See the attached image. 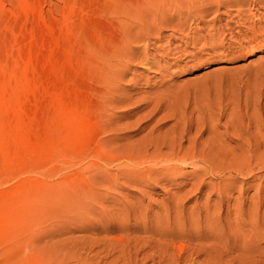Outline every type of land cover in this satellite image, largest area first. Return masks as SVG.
Here are the masks:
<instances>
[{
    "label": "rangeland",
    "instance_id": "rangeland-1",
    "mask_svg": "<svg viewBox=\"0 0 264 264\" xmlns=\"http://www.w3.org/2000/svg\"><path fill=\"white\" fill-rule=\"evenodd\" d=\"M149 1L132 0L125 17L146 40L112 61L115 80L104 75L125 100L108 111L120 127L110 146H134L152 131L161 153L174 140L180 155L192 144L202 156L140 167L92 158V133L72 128L88 83L61 45L69 38L43 36L47 18L20 20L2 0L26 35H10L17 53L0 57V264H264V23L253 26L264 21V0ZM94 4L87 25L107 33ZM170 115L185 132L161 120ZM121 161L162 180L92 177L122 173Z\"/></svg>",
    "mask_w": 264,
    "mask_h": 264
},
{
    "label": "bare ground",
    "instance_id": "bare-ground-1",
    "mask_svg": "<svg viewBox=\"0 0 264 264\" xmlns=\"http://www.w3.org/2000/svg\"><path fill=\"white\" fill-rule=\"evenodd\" d=\"M55 1H56V4H50V2L47 4L45 0H8V4L11 5V7L16 13L17 12L21 13L20 20H24V18L30 15L35 18H38V21L40 19L43 21L45 18H47L48 25L46 26L43 25L44 27H42L41 29L43 36L48 38L46 34H48L49 36L52 34H63L69 38L68 41L61 42V45L64 48L68 45L71 46V53H70L71 60L75 62V64L80 61L81 69L84 74L83 76L85 77L88 83L87 88L86 87L84 88L86 89V93H87L84 101L82 100L81 103L79 102L80 105L77 106L76 108H72L73 111L76 112V114L73 113L75 114V116L73 115L74 125L72 124L73 125L72 128H74L75 126V129L77 130L80 129L82 132H86V133L88 132L89 134L92 133V135L90 134V136H88L90 137L89 142L91 143L90 144L88 142L91 146V149L89 148L90 146L88 147V149H90V152L94 154L92 158H94L95 161H99L100 163L105 164V165H111L113 163L116 164V162L119 163L120 160H124L125 163L127 161L131 165H134V166L138 165L141 167L142 164L146 165V163H153V162L155 163L156 161H159V163L160 162H163V163L170 162L171 163L175 161L183 163L187 159L192 160L196 156L201 157L202 154L200 152L194 151L195 147L192 144H190V148H188L187 150L184 149L183 155H180L183 149L182 144L175 143L174 140H171L170 142H168L169 143L168 145H165L169 153L168 154L161 153V149L164 148L162 144L165 142L159 143L157 138L151 139L150 134L152 131L149 132L147 136L145 135V137L141 139L140 143H137L138 145L135 144L133 146L131 144L132 146L129 145V147H121V148L110 146L112 142L115 141V138L117 136V135L115 136V132L119 130L118 128L120 127L118 126L119 121H117V119L115 118H112L113 115L112 117L111 115H108L109 114L108 111H110L109 109L110 107L124 103L125 100L120 99V97H116V95H113V92H114L112 90L113 88L110 89L111 86L109 87L110 81L107 82L106 79L108 80L109 78L108 76L110 75L112 77V80H115L114 76L117 75V70L115 71L114 69L116 68L117 65L115 63V66L113 67L114 65L113 62H115L113 60L120 59L118 63H120L121 61L124 62V59H127L126 56H128L126 52L130 49L131 44L146 40L144 39L146 37L142 32L143 29H140L139 31H137V33H133V28H132L133 26L129 25V23L125 19V17L128 15L132 17L131 16V14H133L131 13L132 8H133L132 0H98L99 1L98 9L101 10L99 14H101L102 18H104V24H105V26L102 25V27L108 28L107 33H104L101 31L98 34H94L96 32L95 27L91 26L89 28V25H87L88 24L87 21L90 17L91 12L97 9L95 8V4H94L95 0L94 1L90 0V2L93 1L91 4H88V1H84V0H55ZM146 1L148 2L149 0H146ZM226 3L232 4L233 6L236 4V1H228ZM257 3H262V0H257ZM45 4H47L46 10L43 7ZM148 4H151V3H148ZM151 5L153 6V4ZM20 9H21V12H19ZM96 12L98 11L96 10ZM96 12L94 13L96 14ZM94 13L92 14L94 15ZM13 15H14L13 12L4 10V7L2 5V0H0V57L4 56L6 53H9V52L17 53L15 49L12 50L11 46H13L14 44L11 45L10 35H11V40L13 37L14 38L19 37L20 39H23L24 35H26L24 34L25 32H24V27H23L25 25H23L22 23H21L22 25L17 24L15 25V27L11 26L10 22H11ZM263 23L264 21H259L257 25H253V26L254 27L258 26L259 28V26H261ZM140 25L142 26V24ZM42 37L39 40H42ZM46 43L47 45L50 44L47 40L43 42V44H46ZM130 50L128 52L132 51ZM39 58L42 60L41 53H40ZM40 59L38 60L40 61ZM3 68L1 66L0 70ZM3 72L4 71L2 70V73ZM105 74H108L107 75L108 78H105L104 76ZM117 79L119 78H116V80ZM3 81H4V78H3ZM3 81L0 80V84L2 83L5 85ZM7 83H9V81ZM111 83L113 84V81ZM155 108L156 107L154 105L152 108L153 110H151L150 113H153V111H155ZM2 110H5V109H2ZM73 111H70V113L72 114ZM0 113L3 114L1 111ZM10 114H8L7 112V115H10ZM167 117H169V119L171 118V120L174 122V126L172 127L173 130L174 128L179 127L181 128L180 129L181 132L186 131L184 130L183 123L181 125V120L177 118L176 116H173V115L164 116L162 117L161 120H166L168 119ZM8 119L9 117L7 118V120ZM11 122H13V120ZM180 126H183V127H180ZM12 129L14 128L12 127ZM3 130L5 131V129L0 128L1 133ZM10 132H12V130H10ZM88 137H87V141H88ZM149 150H152L151 153H149ZM187 151H190V152H187ZM90 152L88 153L90 154ZM86 157H88V155ZM122 163L125 164L124 162L121 161L119 165H121ZM130 164L129 165L125 164V165L126 167H129ZM125 165H124V168H125ZM124 168L122 167V169ZM262 168H264V165L262 166ZM117 169H121V167H117ZM122 169H121V171H123L122 173L118 171L117 175L114 174V176L113 175L107 176L104 173H103L104 176H99L101 173L100 172L98 173L99 175L95 174L96 176L93 175L92 177L94 179L96 178L97 180L99 178L100 180L104 179L105 183L107 181V184L108 183L115 184L116 181H118L119 179H122L125 182L129 183V185L133 184L136 186H146L148 185L149 182L157 183L162 180V179H159L158 176H155L154 179L152 178L150 180V177L148 175H145L143 172L145 170L147 171V169L143 171L142 170L138 171V169L137 170L136 168L133 169V167L131 169L126 168L128 171H126V169L125 170H122ZM148 170H151V169L148 168ZM172 171L174 172V169ZM104 172L106 173V171ZM93 178H90V179L94 181ZM87 180L91 183L88 177H87ZM203 186H205L204 182L198 186L197 191L198 190L200 191V189ZM256 212H258V209ZM256 216H258V214ZM257 230L262 231V228L261 229L257 228ZM248 247H249V244L248 245L246 244V246L242 248L244 249L243 252ZM255 248L258 249V246H256ZM228 251L229 250H227V252Z\"/></svg>",
    "mask_w": 264,
    "mask_h": 264
}]
</instances>
